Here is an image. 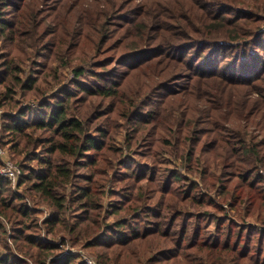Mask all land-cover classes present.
I'll return each instance as SVG.
<instances>
[{"label":"trees","instance_id":"1","mask_svg":"<svg viewBox=\"0 0 264 264\" xmlns=\"http://www.w3.org/2000/svg\"><path fill=\"white\" fill-rule=\"evenodd\" d=\"M0 41V106L17 111L2 144L23 157L25 195L55 210L49 234L98 264H264V231L217 217L212 231L201 213L220 206L160 158L262 219L264 0H0ZM21 199L0 178L22 256L0 264H82L56 259Z\"/></svg>","mask_w":264,"mask_h":264},{"label":"rangeland","instance_id":"2","mask_svg":"<svg viewBox=\"0 0 264 264\" xmlns=\"http://www.w3.org/2000/svg\"><path fill=\"white\" fill-rule=\"evenodd\" d=\"M1 45H2V42L0 41V48H1ZM64 73L66 74L68 80H69V78L73 77L71 69L66 68L64 70ZM50 96H52V95H50ZM20 99H21L20 95L18 97H16V100H20ZM27 106H31V108L35 109L38 107V103H36L35 101H30V102L22 104L23 108H26ZM0 111L3 112V117L1 118L2 123H1V132H0V149L5 152V154L3 156L0 155V168L3 165L2 160H11V162L13 164H15L21 172V175L19 176L16 183H13L10 181L11 187H12V192L17 194L18 196L23 197L24 199H21V202H22V200H24L33 211L37 212L36 219H38V224L40 226L39 230H40V234H42V237L51 243H55L57 246H59L62 249L61 255L59 257H56V259L62 258V257L69 255V254H73V256H75L77 258L78 263L88 264V261L89 262L94 261V262H96V264H98V262L96 260L97 256L94 253H92V251L83 248L82 245H76V246L73 245L69 241V239L64 236L65 234H63V233L49 234L48 229L46 228V226L44 225L43 222L45 220L51 218L52 215L55 213V210L52 207H50L46 204L38 203L39 202L38 200L36 201V199L34 200L33 198L29 197L28 195H25L24 191H25L26 187L24 184L21 183V178L24 175V170H23V166H22L23 162H24L23 157H21L19 154H16L14 151H11V149L9 147H4L2 144V141H3V122L5 119L4 117L6 115H9L11 112H13L11 114L15 115L17 113V111H9L6 108L1 107V106H0ZM123 136L124 135H121L118 138V140H119L118 144L120 146L123 145ZM124 149H125V156H127V158H130V159L136 161V158H134V156L125 147H124ZM160 158H161L162 162H164L162 165L163 168L181 172V174L183 176H186L189 181H191L193 183H197L199 185V187L201 188V191L203 189L204 193L203 192L202 193L209 196L210 199L215 200L217 202V205L220 206V208H221L220 212L214 208H204L202 210L203 213H201V214H206V216L210 217V225H211L210 227H211L212 231H214L216 229V225L218 224L217 220L222 219V218L230 219L229 221L233 222L236 227H239V228L243 227L245 230L252 228V229H256L260 232L264 231V218H263L264 214L260 215V216H262V219H260L258 216L260 213L253 211V216L247 217L249 215L246 212L245 207L240 208L241 210H238L236 206H234V205L232 206L230 200L224 199V201H223L220 198L221 196H219L220 182H218L217 185L215 186V188L213 190H211V189L207 188L205 183H204L203 178L205 176H202L201 174L191 175L188 171V165H186L185 163H182V161L179 160V158H177L176 156H174L172 154H167V155L161 156ZM261 174L264 175V169L263 168H261ZM110 190H111V184L108 185L107 192H106V195L104 197V210L105 211L102 213V215H104V216H106V213H107V211H109L110 205L112 204V199L110 197ZM256 209H257V207H256ZM216 217L218 218L217 220L215 219ZM212 219H214V220H212ZM12 220H13V217L9 218L8 216H0V224L3 226V231H2V233H0V260H1V258H3L4 256H7L10 253L14 254L18 258H22L21 254H20V250L18 249V246L16 245L15 238L12 237L13 229L15 227V224L12 222ZM107 222H110V220H108ZM224 259L225 258L223 257L222 260H224ZM146 260H147V256H145V258L143 259V261H145L144 264H148L146 262ZM28 262H31V264H33L32 260H30ZM122 262H124L125 264H137L135 262L129 261L126 258L122 259ZM49 263L50 262L48 261V264ZM227 264H231L229 262V260H228Z\"/></svg>","mask_w":264,"mask_h":264},{"label":"built area","instance_id":"3","mask_svg":"<svg viewBox=\"0 0 264 264\" xmlns=\"http://www.w3.org/2000/svg\"><path fill=\"white\" fill-rule=\"evenodd\" d=\"M3 117V112L0 111V132H1V118ZM5 154L4 151L0 149V155L3 156ZM3 165L0 168V178H5L10 180L13 183H16L19 176L21 175V172L19 168L11 162V160H2ZM88 264H96V262H89Z\"/></svg>","mask_w":264,"mask_h":264}]
</instances>
